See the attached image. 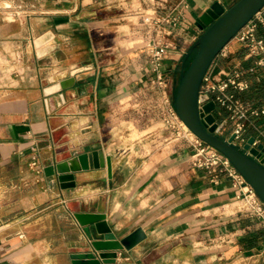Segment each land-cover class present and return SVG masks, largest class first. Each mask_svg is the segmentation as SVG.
<instances>
[{"label":"crops","instance_id":"obj_1","mask_svg":"<svg viewBox=\"0 0 264 264\" xmlns=\"http://www.w3.org/2000/svg\"><path fill=\"white\" fill-rule=\"evenodd\" d=\"M238 1L42 0L30 12H0V264L94 254L76 214L105 215L118 240L142 230L116 264H264V226L244 214L242 191L226 173L214 181L193 168L178 139L167 142L151 62L153 48L167 47L160 70L171 99L203 32L197 19ZM256 36L264 40L262 27ZM227 50L218 69L257 59L236 39ZM247 78L242 96L259 105L264 71ZM256 122L264 128V117ZM94 151L98 169L64 182L46 172Z\"/></svg>","mask_w":264,"mask_h":264},{"label":"water","instance_id":"obj_2","mask_svg":"<svg viewBox=\"0 0 264 264\" xmlns=\"http://www.w3.org/2000/svg\"><path fill=\"white\" fill-rule=\"evenodd\" d=\"M264 7V0H239L228 10L215 4L197 19L203 30L185 61L191 57L186 68L181 71L174 96V108L178 119L197 139L218 151L229 160L231 165L254 190L264 203V165L260 151L263 145L252 148L254 138H250L243 148L233 143V136L223 139L220 136L225 122L217 123L214 115L216 105L208 96L199 97L202 80L220 51L234 40L239 31L250 22ZM198 100L206 102L200 108ZM101 153L94 151L81 154L72 159L48 168L46 172L59 175L61 182L76 172L100 168ZM109 176L111 160L106 159ZM78 224L90 242L94 254L78 257L74 264H116L117 252L130 251L145 239V234L138 229L129 236L118 240L106 222L103 214H76Z\"/></svg>","mask_w":264,"mask_h":264},{"label":"built area","instance_id":"obj_3","mask_svg":"<svg viewBox=\"0 0 264 264\" xmlns=\"http://www.w3.org/2000/svg\"><path fill=\"white\" fill-rule=\"evenodd\" d=\"M264 29V7L253 17V19L242 28L236 35L234 40H238L247 48V58L257 57L252 67L244 69L239 66H233L229 69H218L216 64L221 59H227L229 53L227 46L223 48L216 59L213 61L206 72L199 91V97L208 96L209 101H213L216 105L214 113L217 120V111L221 109L226 114V118L222 121L225 126L220 133L222 135L228 125L231 126V136L234 137L233 143L238 148H243L249 138L245 137L248 128L256 133L251 144L252 148L259 145L264 147V128L260 127L256 120L264 117V100L259 105H254L249 101L241 98L243 93L250 89V81L248 74H252L257 69L264 71V40L256 36L258 27ZM167 47L153 48L151 50V62L153 72H155V84L159 88L162 101L159 108L160 117L167 129L180 132L183 131V123L178 119L171 100L165 93V80L160 70L161 61L166 54ZM199 107L202 108L206 102L198 100ZM222 122H218L221 124ZM192 136L191 160L190 164L193 168L204 170L217 181L222 173H226L232 179L234 185L242 191L238 196L239 200L244 202V214L250 218L256 219L264 226V203L260 201L254 190L246 183L245 179L231 165L229 160L221 155L218 151L211 148L204 142ZM261 159L264 165V151H260ZM31 166L37 167L36 160H33ZM23 238L22 235L19 236Z\"/></svg>","mask_w":264,"mask_h":264},{"label":"rangeland","instance_id":"obj_4","mask_svg":"<svg viewBox=\"0 0 264 264\" xmlns=\"http://www.w3.org/2000/svg\"><path fill=\"white\" fill-rule=\"evenodd\" d=\"M38 2H42V0H0V12H22V11H32L31 5L37 4ZM190 61V57L184 62L183 68H186ZM178 82V79H176ZM174 96H172L171 103L174 106ZM183 131L178 133V130H172L167 129V139L168 143H171L178 139L179 143L182 142V145L184 148H187L188 150L192 151L191 147V141L192 136L188 133L186 127L183 125ZM223 139H226V136L220 135ZM192 153V152H191ZM190 160H191V154H190Z\"/></svg>","mask_w":264,"mask_h":264},{"label":"trees","instance_id":"obj_5","mask_svg":"<svg viewBox=\"0 0 264 264\" xmlns=\"http://www.w3.org/2000/svg\"><path fill=\"white\" fill-rule=\"evenodd\" d=\"M190 59H191V57H190ZM257 88H259V86H257ZM241 98L244 99V100L247 99L246 97H244V96H242V95H241Z\"/></svg>","mask_w":264,"mask_h":264},{"label":"bare ground","instance_id":"obj_6","mask_svg":"<svg viewBox=\"0 0 264 264\" xmlns=\"http://www.w3.org/2000/svg\"><path fill=\"white\" fill-rule=\"evenodd\" d=\"M184 125V124H183ZM185 126V125H184ZM186 127V126H185ZM187 131L189 132L188 128L186 127Z\"/></svg>","mask_w":264,"mask_h":264}]
</instances>
